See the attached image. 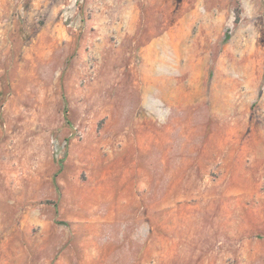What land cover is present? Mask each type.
<instances>
[{"label":"rangeland","instance_id":"rangeland-1","mask_svg":"<svg viewBox=\"0 0 264 264\" xmlns=\"http://www.w3.org/2000/svg\"><path fill=\"white\" fill-rule=\"evenodd\" d=\"M0 264H264V0H0Z\"/></svg>","mask_w":264,"mask_h":264}]
</instances>
